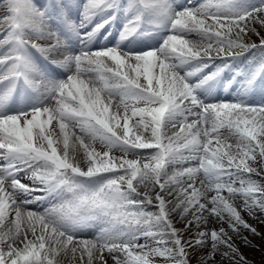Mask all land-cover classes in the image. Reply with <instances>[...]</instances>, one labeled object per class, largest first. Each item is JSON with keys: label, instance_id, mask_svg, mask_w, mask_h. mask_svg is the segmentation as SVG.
I'll use <instances>...</instances> for the list:
<instances>
[{"label": "snow or ice", "instance_id": "6c2138e0", "mask_svg": "<svg viewBox=\"0 0 264 264\" xmlns=\"http://www.w3.org/2000/svg\"><path fill=\"white\" fill-rule=\"evenodd\" d=\"M242 213L264 0H0V264H248Z\"/></svg>", "mask_w": 264, "mask_h": 264}, {"label": "rangeland", "instance_id": "374dc122", "mask_svg": "<svg viewBox=\"0 0 264 264\" xmlns=\"http://www.w3.org/2000/svg\"><path fill=\"white\" fill-rule=\"evenodd\" d=\"M177 227L181 225L177 224ZM258 228H256L257 230ZM260 229V228H259ZM264 230V229H262ZM262 232V233H261ZM258 232L259 235L251 236L249 233H243V236H247L248 243H244L241 239L235 240L236 245L239 248L240 253L243 255L248 264H264V232ZM90 235V233H89ZM68 264H72L71 254Z\"/></svg>", "mask_w": 264, "mask_h": 264}, {"label": "bare ground", "instance_id": "6f19581e", "mask_svg": "<svg viewBox=\"0 0 264 264\" xmlns=\"http://www.w3.org/2000/svg\"><path fill=\"white\" fill-rule=\"evenodd\" d=\"M173 131H178V129H175V130H173ZM187 166V165H186ZM242 215H243V217H244V219L250 224V225H252L253 227H255V228H258L257 229V232H261V231H263L264 232V230H262V229H264V223H260L257 219H254V218H252V217H249L248 215H247V213H242ZM178 226V225H177ZM260 228V229H259ZM243 233H247L246 231H242ZM262 233V232H261ZM251 236H254L253 234H251V233H249ZM70 258V255L67 257V258H62V264H68V261L70 260L69 259ZM73 262V261H72ZM73 264V263H72ZM110 264H111V262H110Z\"/></svg>", "mask_w": 264, "mask_h": 264}]
</instances>
